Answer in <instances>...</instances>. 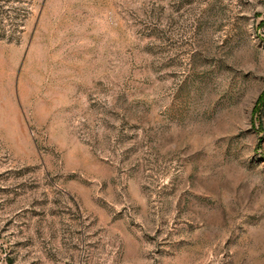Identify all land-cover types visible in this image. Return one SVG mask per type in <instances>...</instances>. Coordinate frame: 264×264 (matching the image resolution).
<instances>
[{"label": "rangeland", "instance_id": "rangeland-1", "mask_svg": "<svg viewBox=\"0 0 264 264\" xmlns=\"http://www.w3.org/2000/svg\"><path fill=\"white\" fill-rule=\"evenodd\" d=\"M0 264H264V0H0Z\"/></svg>", "mask_w": 264, "mask_h": 264}]
</instances>
